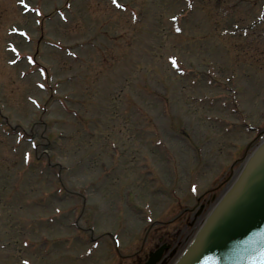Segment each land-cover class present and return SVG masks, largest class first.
<instances>
[{
  "label": "rangeland",
  "instance_id": "374dc122",
  "mask_svg": "<svg viewBox=\"0 0 264 264\" xmlns=\"http://www.w3.org/2000/svg\"><path fill=\"white\" fill-rule=\"evenodd\" d=\"M118 3L0 0V264H171L264 136V0Z\"/></svg>",
  "mask_w": 264,
  "mask_h": 264
},
{
  "label": "water",
  "instance_id": "95a60500",
  "mask_svg": "<svg viewBox=\"0 0 264 264\" xmlns=\"http://www.w3.org/2000/svg\"><path fill=\"white\" fill-rule=\"evenodd\" d=\"M264 140L176 264H264ZM161 250L153 255L158 259Z\"/></svg>",
  "mask_w": 264,
  "mask_h": 264
},
{
  "label": "snow or ice",
  "instance_id": "6c2138e0",
  "mask_svg": "<svg viewBox=\"0 0 264 264\" xmlns=\"http://www.w3.org/2000/svg\"><path fill=\"white\" fill-rule=\"evenodd\" d=\"M25 2V0H20V3L21 4H23ZM112 2L114 3V4H117V6L118 7H123V5L122 4H119L118 3V0H112ZM173 19L175 20V19H178V17H173ZM178 31L180 30V29H177ZM171 59H172V62H173V64H176V57H171ZM15 61H13V63H14ZM41 87H43V85H41ZM259 259L262 261V262H264V253H262L261 254V256L259 257Z\"/></svg>",
  "mask_w": 264,
  "mask_h": 264
},
{
  "label": "bare ground",
  "instance_id": "6f19581e",
  "mask_svg": "<svg viewBox=\"0 0 264 264\" xmlns=\"http://www.w3.org/2000/svg\"><path fill=\"white\" fill-rule=\"evenodd\" d=\"M225 192H226V191H225ZM225 192H224V193H225ZM224 193H223V194H224ZM210 211H211V209L209 210V213H208V214H210ZM208 214H207V215H208ZM207 215H206V216H207ZM206 216H205V219L207 218ZM205 219L203 220V222L201 223V225H200L199 227H202V225H203ZM199 227H198V228H199ZM196 233H197V231L195 232V234H196ZM194 237H195V235H194ZM190 241H191V240H189V241L184 245V247L187 246V245L190 243ZM177 258H179V257H177ZM176 260H177V259L175 258V261H176ZM162 264H163V263H162Z\"/></svg>",
  "mask_w": 264,
  "mask_h": 264
}]
</instances>
